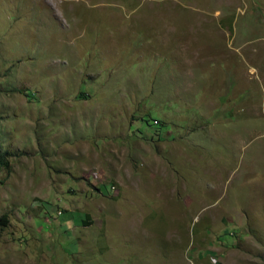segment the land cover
Returning a JSON list of instances; mask_svg holds the SVG:
<instances>
[{
  "label": "rangeland",
  "instance_id": "obj_1",
  "mask_svg": "<svg viewBox=\"0 0 264 264\" xmlns=\"http://www.w3.org/2000/svg\"><path fill=\"white\" fill-rule=\"evenodd\" d=\"M263 62L264 0H0V264H264L260 138L213 136Z\"/></svg>",
  "mask_w": 264,
  "mask_h": 264
},
{
  "label": "crops",
  "instance_id": "obj_2",
  "mask_svg": "<svg viewBox=\"0 0 264 264\" xmlns=\"http://www.w3.org/2000/svg\"><path fill=\"white\" fill-rule=\"evenodd\" d=\"M245 70L250 73V75H247V77ZM245 70L243 72L241 71L238 80L233 77V75L229 77L230 79L227 87V92L224 96H221L222 98L220 97V99L223 100V104H225L227 111H224L225 117L218 118V120H216L214 124L215 126L220 125L223 121L227 125L236 126L235 129L232 128V141L234 143L245 141L246 136H249L251 132H255V138H260V141L259 144L255 148H253L252 153H259L261 150L264 151V62L259 69H256L254 65L249 64V66ZM243 78L246 84L248 83L246 86H243ZM238 86L240 87V90L236 91L233 94L235 88ZM250 96H253L252 102H254V105L248 108L254 109V111L257 112V117L255 119L254 129L250 128L251 130L246 131L244 126L253 125L251 123L253 120H250L253 118L250 117L249 113H246L247 118H240L237 116V113L243 110L247 99L251 101ZM247 119H249L251 122H249V120ZM217 121L219 122L217 123ZM223 132L224 127L220 125L218 131L215 134L213 133V136L225 137L226 134H222ZM218 138H215L216 141L212 140L215 146L218 143Z\"/></svg>",
  "mask_w": 264,
  "mask_h": 264
},
{
  "label": "trees",
  "instance_id": "obj_3",
  "mask_svg": "<svg viewBox=\"0 0 264 264\" xmlns=\"http://www.w3.org/2000/svg\"><path fill=\"white\" fill-rule=\"evenodd\" d=\"M156 120L155 122L157 123V119H154ZM146 122H148L147 119H145ZM154 124V123H153ZM10 152L6 149H3L2 148V145L0 143V169H6L8 170L9 169V161H8V158L10 157ZM3 221V217L1 219ZM83 223L86 222L85 219H82ZM227 235H229V233H227Z\"/></svg>",
  "mask_w": 264,
  "mask_h": 264
}]
</instances>
